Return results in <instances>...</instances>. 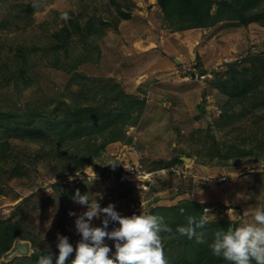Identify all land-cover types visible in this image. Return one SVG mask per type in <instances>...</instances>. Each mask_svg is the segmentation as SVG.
<instances>
[{
    "label": "rangeland",
    "instance_id": "374dc122",
    "mask_svg": "<svg viewBox=\"0 0 264 264\" xmlns=\"http://www.w3.org/2000/svg\"><path fill=\"white\" fill-rule=\"evenodd\" d=\"M263 21L174 31L156 0H0V224L22 220L30 238L16 239L0 264H37L31 253L49 250L55 264L57 234L75 248L80 236L69 212L86 210L74 200L77 190L125 217L148 213L165 223L160 208L191 201L202 205L205 231L252 223L264 209ZM70 22L79 30L61 40ZM87 24L102 30L91 34ZM235 60L237 74L248 72L237 83L259 91L254 108L229 105L235 91L227 64ZM75 104L103 108L120 129L83 168L86 142L111 135H96L90 124L77 132L82 140L66 130L61 121ZM134 151L149 180L107 175ZM118 227L110 222L106 231ZM161 235L169 261L178 248L172 234ZM21 242L28 253L11 256ZM104 243L114 256L115 242Z\"/></svg>",
    "mask_w": 264,
    "mask_h": 264
},
{
    "label": "clouds",
    "instance_id": "9594fccd",
    "mask_svg": "<svg viewBox=\"0 0 264 264\" xmlns=\"http://www.w3.org/2000/svg\"><path fill=\"white\" fill-rule=\"evenodd\" d=\"M115 166L113 163L111 167ZM74 200L86 208L80 214L69 212V216L76 217L75 230L80 240L74 248L68 237L57 234L55 264H68L73 253L71 264H168L161 233L172 234L173 230L164 223L163 217L148 213L125 217L116 210L115 204L101 207L95 199L90 201L88 194L81 195L78 190ZM180 211L184 213L183 209ZM204 211L209 214L208 209ZM97 219H100V227L93 225ZM110 222L118 223L119 227L106 231ZM205 223L204 219L187 215L185 223L176 228V233L204 244ZM105 239L115 242L112 257ZM208 247L214 257L222 258L228 264H264V209L255 211L252 223L216 230ZM37 264H53L51 251L41 255Z\"/></svg>",
    "mask_w": 264,
    "mask_h": 264
},
{
    "label": "trees",
    "instance_id": "16d2710c",
    "mask_svg": "<svg viewBox=\"0 0 264 264\" xmlns=\"http://www.w3.org/2000/svg\"><path fill=\"white\" fill-rule=\"evenodd\" d=\"M262 0H234L229 2L228 0H156L157 5L164 14V18L170 22V26L174 28V31L188 30L193 28H206L214 25L221 20H236L241 24L245 25L253 19L264 16V7H259ZM213 6L215 7L213 9ZM121 18L127 19L128 13L119 11ZM264 24V21L262 22ZM88 32L91 34H98L102 29L100 26H91L87 24ZM78 25L75 22H70L68 27H64L58 33V37L64 40L71 34L76 32ZM246 60V59H244ZM240 61L235 60L234 62L228 63L227 65L233 69L231 75H229L232 90L235 94H230L229 102L230 107L236 103L245 106V103L250 107L254 108L258 106L256 102L258 90L250 85L242 88L236 81L240 75H247L248 72L245 68L236 71V64ZM259 69L264 71V63H258ZM236 87V89H235ZM259 104L263 101L258 100ZM134 104V103H133ZM136 106L140 103L135 102ZM74 112L69 118H65L61 122L67 129H72L76 137L82 140L83 135L77 134L81 129L88 128V124L94 126V132L102 134V132L109 133L111 136L103 137L102 140L92 138L86 142L84 149L79 158L78 167L83 168L88 164L91 157V153L97 152V149L103 148L110 142H113L120 137V129H115L114 119H110V114L105 112L103 108L97 106L90 107H78L77 104L72 106ZM102 110V111H101ZM118 117L119 115H113ZM89 125V126H90ZM114 126V128L112 127ZM60 135L65 134L64 132L58 133ZM119 136V137H118ZM93 155V154H92ZM179 160V159H178ZM180 161V160H179ZM77 167V168H78ZM181 209L184 213L181 214ZM156 209L151 210L155 212ZM160 213H165V223L169 227L176 229L178 226L185 223V216L195 215L198 219H201L202 205L200 203L183 201L176 207L171 209L160 208ZM230 223H217L213 224L209 231L205 232L206 243L198 244L195 239L189 240L187 237L180 236L178 233H172L171 242L178 248L172 258H168V264H228L222 258H216L212 255L208 245L213 239L214 232L218 229H228ZM231 228H235L232 226ZM16 239L19 240H30L24 232V223L22 220H16L13 222H2L0 224V256L4 255L13 245ZM43 255L38 251H34L30 255V259L38 260Z\"/></svg>",
    "mask_w": 264,
    "mask_h": 264
},
{
    "label": "built area",
    "instance_id": "2783aa9c",
    "mask_svg": "<svg viewBox=\"0 0 264 264\" xmlns=\"http://www.w3.org/2000/svg\"><path fill=\"white\" fill-rule=\"evenodd\" d=\"M132 161L124 162L122 159L119 160L115 165V167H111L109 169V173L107 172V175H109L111 178L115 179L118 182H124L127 180H134V179H148L149 173H145L140 170L139 168V155L136 151L132 154ZM118 160V159H117ZM149 180V179H148Z\"/></svg>",
    "mask_w": 264,
    "mask_h": 264
},
{
    "label": "water",
    "instance_id": "95a60500",
    "mask_svg": "<svg viewBox=\"0 0 264 264\" xmlns=\"http://www.w3.org/2000/svg\"><path fill=\"white\" fill-rule=\"evenodd\" d=\"M181 159L188 161L190 158L182 157ZM29 246L26 242H21L9 253L11 256L25 255L28 253Z\"/></svg>",
    "mask_w": 264,
    "mask_h": 264
}]
</instances>
